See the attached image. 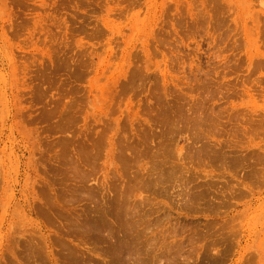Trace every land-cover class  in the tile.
<instances>
[{
  "label": "rangeland",
  "instance_id": "1",
  "mask_svg": "<svg viewBox=\"0 0 264 264\" xmlns=\"http://www.w3.org/2000/svg\"><path fill=\"white\" fill-rule=\"evenodd\" d=\"M137 17L152 32L141 56L140 35L131 31ZM247 34L253 46L245 45ZM242 83L255 102L248 107L255 108L248 113L255 121L248 141L256 148L257 170L215 184L219 199L212 202L211 191L204 192L187 219H176L188 228L194 249L208 251L206 264H246L264 229V0H0V152L8 175L0 181V264L105 263L104 242L66 230H77L76 220L89 226L91 208H100L120 186L128 189L136 164L130 149L145 145L141 163L150 166L156 142L184 151L193 133L186 125L161 139L158 127L145 130L137 118L150 125L162 116L164 102L183 105L188 115H204L212 106L223 111L232 90L229 98L248 100L236 96ZM140 130L145 143L138 145ZM47 187L54 202L45 210L34 205L45 211L34 220L49 231L55 249L70 246L78 256L64 259L52 249V261L33 259L9 237L19 230L13 208L23 202L17 199L44 200ZM175 192L157 200L172 208ZM98 225L114 228L107 217Z\"/></svg>",
  "mask_w": 264,
  "mask_h": 264
},
{
  "label": "bare ground",
  "instance_id": "2",
  "mask_svg": "<svg viewBox=\"0 0 264 264\" xmlns=\"http://www.w3.org/2000/svg\"><path fill=\"white\" fill-rule=\"evenodd\" d=\"M141 18L137 17L131 26V31L140 35L138 40V55L140 56L145 55L147 42L152 36L148 24L144 26ZM139 29L140 33L137 31ZM249 42L253 46L254 40L247 34L245 45L248 46ZM124 49L126 46L122 50ZM196 67L200 68L199 65ZM196 67H191V70L197 71ZM140 71V67L135 68L132 71L133 76H138ZM165 71L163 70V72ZM131 76L128 77V82L132 81ZM162 76L164 77V75ZM217 82L214 80L212 85ZM240 89L242 93H238L236 96L241 97L245 94L248 100L239 103L229 98L237 92V90H232L227 94L226 107L223 111L213 110L212 106L211 110L204 115H188L187 112L190 109L186 111L183 105L164 102L159 105L158 112L162 113V116L168 115L167 117L159 116L150 125L143 118L138 117L137 120L139 119L141 125H145L143 126L145 130L146 128L155 129L158 127L161 139L163 136L165 138L167 133H171L173 128L189 125L193 130L191 142L188 143L184 151H181V149L176 148L168 150L165 146L170 141L163 144L159 140L153 146L156 151L152 153V148L150 150L152 155L150 166L141 163L143 161L142 155L146 150L144 149L145 145L130 149L128 158L135 159L136 164L133 177L129 179L128 189L120 186L117 193L110 196L100 208H91L87 214L90 216L91 223L89 226H86L81 220H76L77 230L68 229L66 234L72 232L75 234L88 233V239L94 244L104 242L101 247L108 255V260L103 264H206L210 256L208 251L201 250L198 252L195 250L192 244V235L185 234L188 228L185 225L180 226L176 219H187L190 213L200 206L204 192L209 193L211 191L210 195L213 202V196L219 199L216 193L219 184L226 186L232 183L229 181H232V178L235 179L236 175L240 176L237 179H241L243 177V172L240 174L241 170L245 169L247 176H253L257 170L255 168L256 148L249 144L252 142L248 141V139L252 140L253 138L251 132L255 124L254 119L248 116V113L252 114L255 108L250 109L248 107L249 102L254 105L255 102L245 84ZM220 92L218 91V93ZM0 104L2 107L4 106L3 98H0ZM131 111L128 112L129 117ZM238 112L246 113L238 114ZM137 113L138 111L135 110L131 114L134 116ZM183 113L186 115L184 116ZM222 114H225L227 120L223 119ZM240 115L243 116L242 119H240ZM181 118L185 124L183 123L182 126L175 125L179 122L177 120ZM129 124L132 126V123ZM145 130H140V136L137 137L138 145L145 143L142 139L143 135L146 134ZM236 135L240 136L241 139L246 138V143L240 144L238 138H235ZM0 154H2V156L0 155V181L5 182L8 176L6 174L5 178L7 167L4 164L3 152ZM15 163L13 162V164ZM217 175L220 178L223 177L225 181H213ZM227 175L231 179H227ZM179 176H184L180 183L177 182L180 179ZM200 177L204 178L201 183L198 181ZM191 181L195 182L188 185ZM215 184L217 188L213 190V187H216ZM141 188L148 190L149 194H141L139 191ZM170 189L176 190L174 198L177 197L176 200L172 199L175 203L172 208L167 202L157 200L158 195L164 196L163 193H169ZM47 190L48 196L44 200H38V202L36 200L29 202V196L23 201L17 199L18 203L23 202L21 208H13L18 214L16 219L19 230L13 229L14 232H11L9 237L15 246L22 245L21 252L26 251V255L30 254L33 259L44 258L52 261V249H55L52 245L53 240L49 231L46 232L34 220V217L44 213L43 210L54 202L53 195H49L51 189L47 187ZM14 196L13 190V198ZM34 205L43 210L35 209ZM106 217L112 221L113 229L105 230L106 226L98 225V221H103ZM172 218H175L173 226H165V223ZM31 225L33 226L29 228ZM254 247L255 252L248 257L246 264H252L251 260L255 264H264V229H262L261 237L254 241ZM55 250L63 255L64 259L78 256L76 254L77 249L63 244ZM196 253H199V256H194ZM11 254L13 258L16 257L15 251Z\"/></svg>",
  "mask_w": 264,
  "mask_h": 264
}]
</instances>
